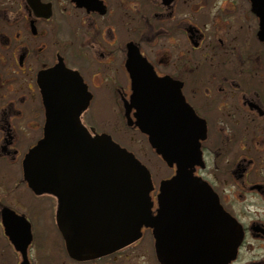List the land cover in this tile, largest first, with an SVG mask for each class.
Segmentation results:
<instances>
[{"label":"flooded vegetation","instance_id":"flooded-vegetation-1","mask_svg":"<svg viewBox=\"0 0 264 264\" xmlns=\"http://www.w3.org/2000/svg\"><path fill=\"white\" fill-rule=\"evenodd\" d=\"M140 80L165 81L201 124L199 159L187 171L214 195L204 205L213 212L185 211L164 188L177 166L135 124ZM100 107L108 112L97 120ZM100 122L141 133L172 174L153 181ZM71 129L109 137L146 168L154 227L142 223L111 250L110 224L96 219L94 173L64 172L58 182L34 172L42 140ZM42 211L53 216L58 258L41 254ZM228 218L238 236L229 259ZM83 224L90 229L78 242L95 249L76 258L65 231L76 235ZM25 225L24 259L8 234ZM8 251L14 264H165L160 251L172 264H264V0H0V264H9Z\"/></svg>","mask_w":264,"mask_h":264},{"label":"water","instance_id":"water-1","mask_svg":"<svg viewBox=\"0 0 264 264\" xmlns=\"http://www.w3.org/2000/svg\"><path fill=\"white\" fill-rule=\"evenodd\" d=\"M159 82L150 86L140 80L137 89L139 102L136 105L138 121L135 124L141 132L148 134L149 144L165 163L169 167L173 163L177 166L175 176L170 179L172 183L164 186L172 192L173 197H179L174 205L182 204L185 211L187 207L190 209L194 205V210L190 211L213 212V208L208 209L204 205L215 204L214 195L187 171L199 159L197 140L201 124L195 117L194 120L189 116L192 111L182 102L179 93L173 91L165 81ZM149 93L152 96L149 97ZM49 131L57 133L60 130L53 125ZM70 132L74 135L55 137L50 134L42 140L32 155L34 172L42 177L49 174L51 180L58 182L64 172L70 174L73 171L80 177L86 171L83 169L88 167L87 171L94 173L98 180V186H95L98 189V201L95 202V213L98 214L96 219L108 221L110 224L108 244L111 250L133 240L142 223L154 227L155 217L149 215L147 192L150 176L146 168L140 166L131 154L120 149L105 135L92 141L85 137H75L78 132L75 133L73 129ZM56 185L52 189L60 195L61 185ZM19 219L22 224L24 219ZM211 219L213 221V217ZM226 220V254L229 259L234 253L235 247L232 246L237 243L238 236L232 221L229 218ZM89 221L94 223V217L89 218ZM83 222L85 224V219ZM84 224L79 225L76 235L65 231L68 253L76 258L81 254H92L95 249L93 246L84 249L86 242H78L87 238L89 227ZM17 232H9L8 235L25 259L26 246L30 241L29 227L25 225ZM160 257L165 264H172L171 252L160 251Z\"/></svg>","mask_w":264,"mask_h":264},{"label":"rangeland","instance_id":"rangeland-1","mask_svg":"<svg viewBox=\"0 0 264 264\" xmlns=\"http://www.w3.org/2000/svg\"><path fill=\"white\" fill-rule=\"evenodd\" d=\"M106 112H108L107 108L100 107L99 111H96V114H99V118L97 117L96 119L101 120L100 115ZM94 125L99 129L108 130L118 143L130 149L148 168L153 181H158L172 174V171L155 155L146 139L138 131H133L124 123H114L111 125L100 122L94 123ZM37 217L36 221L42 225L40 235L44 241V248L41 250V254L47 256L49 259L58 258L60 240L54 228L53 216H48L42 211L37 214ZM6 257L9 258V264H14L15 259L12 251H8V256L6 255Z\"/></svg>","mask_w":264,"mask_h":264}]
</instances>
